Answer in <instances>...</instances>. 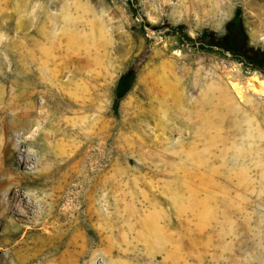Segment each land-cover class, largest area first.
I'll use <instances>...</instances> for the list:
<instances>
[{
	"label": "rangeland",
	"instance_id": "374dc122",
	"mask_svg": "<svg viewBox=\"0 0 264 264\" xmlns=\"http://www.w3.org/2000/svg\"><path fill=\"white\" fill-rule=\"evenodd\" d=\"M133 3L0 0V264H264V0Z\"/></svg>",
	"mask_w": 264,
	"mask_h": 264
},
{
	"label": "trees",
	"instance_id": "16d2710c",
	"mask_svg": "<svg viewBox=\"0 0 264 264\" xmlns=\"http://www.w3.org/2000/svg\"><path fill=\"white\" fill-rule=\"evenodd\" d=\"M131 13L137 16L138 11L134 6L133 0H128ZM169 33L176 35L183 44H188L191 47L200 48L202 50L215 51L214 47L222 49L226 52H233L243 57L241 63L245 69L247 64H250L251 70L257 71L256 60L260 67H264V52L259 50L253 51L249 45V38L243 24L241 8L237 7L234 11L233 17L226 23L224 35L216 39L212 34L203 31L194 41L188 37L181 27H169ZM223 51L219 53L225 54ZM218 52V51H216ZM249 58V59H247ZM135 78V70L130 69L124 72L118 79L114 89V105L118 106L119 102L126 96L133 85Z\"/></svg>",
	"mask_w": 264,
	"mask_h": 264
},
{
	"label": "bare ground",
	"instance_id": "6f19581e",
	"mask_svg": "<svg viewBox=\"0 0 264 264\" xmlns=\"http://www.w3.org/2000/svg\"><path fill=\"white\" fill-rule=\"evenodd\" d=\"M231 85H232L233 90L237 94L241 92V88L237 84L232 83ZM249 89L253 91L254 93H257L264 97V80H262L258 75L253 74L250 80Z\"/></svg>",
	"mask_w": 264,
	"mask_h": 264
},
{
	"label": "water",
	"instance_id": "95a60500",
	"mask_svg": "<svg viewBox=\"0 0 264 264\" xmlns=\"http://www.w3.org/2000/svg\"><path fill=\"white\" fill-rule=\"evenodd\" d=\"M214 50L215 51H223L222 49H219L217 47H214ZM226 55L227 58H233V59H236L237 61H241L243 59V57L239 56L238 54L236 53H233V52H226V51H223ZM247 69L250 68V64L248 63L247 66H246Z\"/></svg>",
	"mask_w": 264,
	"mask_h": 264
}]
</instances>
